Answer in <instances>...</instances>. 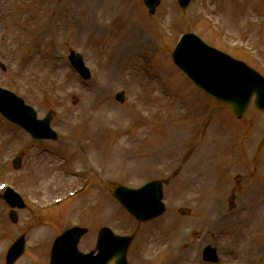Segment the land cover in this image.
<instances>
[{
  "label": "rangeland",
  "instance_id": "obj_1",
  "mask_svg": "<svg viewBox=\"0 0 264 264\" xmlns=\"http://www.w3.org/2000/svg\"><path fill=\"white\" fill-rule=\"evenodd\" d=\"M85 6L91 18L111 25L102 40L83 27ZM185 33L264 77V0H193L186 12L178 0H161L154 16L143 0H0V86L21 96L39 118L56 112L52 126L59 135L34 142L0 117V184L48 206L36 209L24 199L28 207L14 225L0 196V264L20 234L27 249L18 264H48L56 237L76 225L89 229L83 252L93 250L102 228L137 234L130 264H203L208 244L219 251V264H264L258 229L264 113L252 105L237 121L188 81L172 61ZM71 51L83 55L89 82L70 67ZM121 91L124 104L115 100ZM102 108L92 128L90 117ZM211 110L220 112L213 122L207 120ZM20 153L25 167L15 171L10 162ZM158 179L169 180L166 213L139 227L112 192ZM85 180L90 187L75 194ZM252 206L263 215L253 214ZM180 208L190 216H181Z\"/></svg>",
  "mask_w": 264,
  "mask_h": 264
},
{
  "label": "water",
  "instance_id": "obj_2",
  "mask_svg": "<svg viewBox=\"0 0 264 264\" xmlns=\"http://www.w3.org/2000/svg\"><path fill=\"white\" fill-rule=\"evenodd\" d=\"M190 1L179 0V4L185 10L189 6ZM145 2L151 13H154L160 4V0H145ZM173 58L180 69L199 88L219 102L230 104L232 111L237 117L242 118L244 116L254 94L257 95V108L264 109V80L262 77L244 64L236 62L227 55L210 48L197 36L192 34L184 35L177 46ZM70 61L84 79L90 78V72L85 67L83 58L80 55L73 53ZM10 96L15 98L21 104V107L14 109L7 95L0 90V111L5 117L21 125L37 139L48 138L49 135L53 139L56 138L55 134L50 130L51 116L42 122L41 127H29L31 118H34V123L36 122L34 110L25 106L13 94H10ZM22 112L24 115H18V113ZM113 195L140 221L153 219L164 212L161 202L163 198L162 188L159 183L146 185L144 189L139 191L118 187ZM84 234V230L76 229V231H68L58 238L53 247L51 262L54 264H69L68 257L76 256L72 251L74 252L76 249L74 247L80 242ZM99 239L105 249H99L98 256L90 258V261L85 260L86 256L82 257L83 264H109L113 259H116L115 264H127L125 255L130 244L129 240L115 238L107 229L101 231ZM15 247H18V252L16 256L10 253L9 260L14 261L20 255L24 243L19 241Z\"/></svg>",
  "mask_w": 264,
  "mask_h": 264
},
{
  "label": "bare ground",
  "instance_id": "obj_3",
  "mask_svg": "<svg viewBox=\"0 0 264 264\" xmlns=\"http://www.w3.org/2000/svg\"><path fill=\"white\" fill-rule=\"evenodd\" d=\"M103 4V3H102ZM102 4H100V5H102ZM161 6V5H160ZM159 6V7H160ZM158 10V9H157ZM87 7L85 6V10H84V8H83V11H82V13H87ZM99 24H102V25H100L101 27H98V25ZM90 27L91 29H89L88 27ZM119 26V25H118ZM83 27H85V29L86 28H88L87 30L90 32V33H92V34H95V33H100V36H99V38L102 40V38L104 37L103 35H107L108 34V32L107 31H109L110 30V28H111V25H109V26H107L106 25V23H104V20L103 19H99V20H95V17H92L91 18V16H89V15H87L86 14V20L83 22ZM120 29V28H119ZM123 33H124V31H120V33H118L116 36H114L113 37V39H116V38H118V37H121L122 35H123ZM103 34V35H102ZM127 34H128V31H127ZM127 34L125 35V37L127 36ZM95 36H96V34H95ZM102 36V37H101ZM101 97V96H100ZM178 108L179 109H181V105L179 104L178 105ZM104 108H102V109H99V112H97V113H94V115L92 116V117H90V120H89V124H90V126L93 128L94 126H96V124L99 122V119H101V116H103L104 115V113L106 112V110H103ZM89 111H90V109H89ZM85 113V115H86V112H82L81 113V115H83ZM55 117H56V112H54V111H51V119H50V122L51 121H53L54 119H55ZM229 123H231V121H229V120H227L226 121V124L227 125H230ZM98 125V124H97ZM227 127H229V126H227ZM230 128V127H229ZM229 130V129H228ZM202 140H203V138H202ZM202 142H204V141H202ZM216 146L217 147H219V144L217 143L216 144ZM221 148H224L223 146L221 147ZM25 167V165L23 164V167L22 168H24ZM88 187V186H87ZM89 187H90V185H89ZM88 187V188H89ZM118 187L116 186L115 188H114V190H113V192L117 189ZM5 191L6 190H4V192H3V194L5 193ZM2 194V195H3ZM115 200H116V202L118 203V204H120V206L123 208V206H122V204H121V202L116 198V196L115 197H113ZM261 202V201H260ZM263 205H264V202H263V204H262V207H263ZM124 209V208H123ZM252 210H253V214L254 213H257V215L259 214V216L260 215H263V214H260V211H259V209H258V207H255V206H252ZM261 211H263L262 210V208H261ZM224 218V216H222L221 217V219H223ZM215 220H214V222H216V224H218V221H220L221 223H223V221L220 219V218H218V217H216V218H214ZM263 220V221H262ZM203 221V223H204V220H202ZM236 226H241L240 225V223H236L235 224ZM239 227H238V229H239ZM76 229H79V230H84L85 231V234L87 233V235H88V233H89V229L87 228V227H82V226H80L79 228H69V232L70 231H73V230H75L76 231ZM258 229L259 230H261V232H262V236L264 237V216L261 218H259V221H258ZM66 230H68V228L66 229ZM65 230V231H66ZM84 234V235H85ZM94 237H95V235H94ZM240 237L241 236H239V235H236V237L234 238V241L233 242H235V243H237V240L236 239H240ZM81 240V239H80ZM239 242V241H238ZM80 243V242H79ZM79 243L74 247V248H76L75 250H74V252L72 251V253L74 254L75 253V255L76 256H74L73 254V256H69L68 257V259H69V264H83V258L82 257H84V253L85 252H83L81 249H80V246H79ZM12 244V242L10 243V245ZM8 246V250H9V248L11 249L10 251H11V254L13 255V256H16V253L18 252V247H15V246ZM15 247V248H14ZM105 249L104 248V245L102 244V242L100 241V239L98 238V235H97V237H96V239H95V246H94V248L93 249H95L96 251H98V253L100 252V250L99 249ZM53 250H54V248L52 247L51 248V253H50V259H49V262H48V264H54V263H52L51 262V259H52V255H53ZM9 251V252H10ZM264 251V249L263 250H261V253ZM22 258H21V254L13 261V260H10L11 261V263L12 264H18L19 263V261L21 260ZM85 260L86 261H90V258H86L85 257Z\"/></svg>",
  "mask_w": 264,
  "mask_h": 264
},
{
  "label": "flooded vegetation",
  "instance_id": "obj_4",
  "mask_svg": "<svg viewBox=\"0 0 264 264\" xmlns=\"http://www.w3.org/2000/svg\"><path fill=\"white\" fill-rule=\"evenodd\" d=\"M237 163V161H235ZM231 165H232V161H231ZM232 167V166H231ZM245 180H241V182L243 183ZM245 188V187H244Z\"/></svg>",
  "mask_w": 264,
  "mask_h": 264
}]
</instances>
